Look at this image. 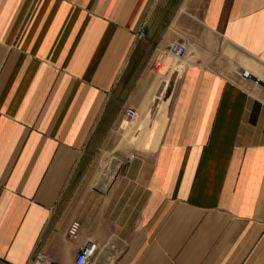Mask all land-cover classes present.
Masks as SVG:
<instances>
[{
  "label": "crops",
  "instance_id": "1",
  "mask_svg": "<svg viewBox=\"0 0 264 264\" xmlns=\"http://www.w3.org/2000/svg\"><path fill=\"white\" fill-rule=\"evenodd\" d=\"M230 52L264 75V0H0V264H264V93Z\"/></svg>",
  "mask_w": 264,
  "mask_h": 264
},
{
  "label": "built area",
  "instance_id": "2",
  "mask_svg": "<svg viewBox=\"0 0 264 264\" xmlns=\"http://www.w3.org/2000/svg\"><path fill=\"white\" fill-rule=\"evenodd\" d=\"M138 37L143 38L144 37V27L142 26L138 31ZM171 52L175 58H181L186 54V48L183 44H176L172 46ZM136 112L132 109L128 110L126 112V118L128 119L129 124H133L134 120L136 119ZM134 157L129 158L127 161L131 162ZM80 224L78 222H73L69 229H68V236L71 239H77L80 232ZM92 247L90 244H87L83 247L81 252L76 257L75 261L72 264H91L90 263V253H91ZM33 264H56L50 260H47L41 256H37L35 260L33 261Z\"/></svg>",
  "mask_w": 264,
  "mask_h": 264
},
{
  "label": "rangeland",
  "instance_id": "3",
  "mask_svg": "<svg viewBox=\"0 0 264 264\" xmlns=\"http://www.w3.org/2000/svg\"><path fill=\"white\" fill-rule=\"evenodd\" d=\"M230 55H231L230 59H228L226 62L220 64V70L225 75H229V76H231L233 78L239 79L243 85H245V86H247L249 88H252V89H254V90L258 91V92L264 93V90L262 88H260L259 86L255 85L251 81H247V80L243 79L240 76L241 74L239 75V71L241 69H242V72H243V69H246V68H247V70L249 69L248 65H249V63H251L253 61V59H251L250 57H247L243 53H239V52H230ZM256 67H258V66H256ZM256 69L258 71V74L261 75L264 78V75L262 74V71L258 70V68H256ZM259 69H261V68L259 67ZM158 70H160V68ZM252 70H255V69H252ZM262 70H264V68Z\"/></svg>",
  "mask_w": 264,
  "mask_h": 264
},
{
  "label": "bare ground",
  "instance_id": "4",
  "mask_svg": "<svg viewBox=\"0 0 264 264\" xmlns=\"http://www.w3.org/2000/svg\"><path fill=\"white\" fill-rule=\"evenodd\" d=\"M249 72V73H252L253 75H256V76H258L259 78H263L261 75H259L258 74V71H257V69L255 68V70H250V69H243V72ZM264 79V78H263ZM255 84V83H254ZM256 85V84H255ZM258 86V85H257ZM109 168H110V173H109V175L110 176H113V175H115V173H116V171H117V169H118V167H117V164L116 163H110V165H109ZM111 182V181H110ZM109 184V183H108Z\"/></svg>",
  "mask_w": 264,
  "mask_h": 264
},
{
  "label": "water",
  "instance_id": "5",
  "mask_svg": "<svg viewBox=\"0 0 264 264\" xmlns=\"http://www.w3.org/2000/svg\"><path fill=\"white\" fill-rule=\"evenodd\" d=\"M242 76L243 78L252 81L253 83H255L256 85H258L259 87H261L262 89H264V81L252 74H250L249 72H242Z\"/></svg>",
  "mask_w": 264,
  "mask_h": 264
}]
</instances>
